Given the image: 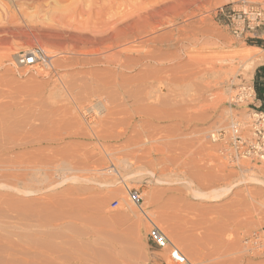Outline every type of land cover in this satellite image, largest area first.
I'll return each instance as SVG.
<instances>
[{"label": "rangeland", "instance_id": "374dc122", "mask_svg": "<svg viewBox=\"0 0 264 264\" xmlns=\"http://www.w3.org/2000/svg\"><path fill=\"white\" fill-rule=\"evenodd\" d=\"M156 1L148 13L171 9L151 18L163 42L148 47L139 42L152 34L111 37L124 0H102L110 24L77 18L78 0H0V264H172L148 242L150 222L192 264H264L242 245L264 227V161L231 164L209 139L235 120L248 134L258 123L264 49L251 42L264 26L231 34L221 11L244 0ZM36 49L50 63L23 66Z\"/></svg>", "mask_w": 264, "mask_h": 264}, {"label": "built area", "instance_id": "2783aa9c", "mask_svg": "<svg viewBox=\"0 0 264 264\" xmlns=\"http://www.w3.org/2000/svg\"><path fill=\"white\" fill-rule=\"evenodd\" d=\"M231 34L236 38L252 36L264 26V7L248 0L240 1L228 11H221ZM51 59L39 49L31 51L21 59L23 66L48 65ZM254 93V89L252 88ZM254 124L250 134L242 122L234 121L228 129H220L209 136L210 141L220 147L219 152L231 164L244 160L264 161V114ZM127 193L135 205L142 203L137 190L127 188ZM151 223L148 242L159 250L166 251L172 264H192L184 253L170 240L166 232ZM242 245L245 252L252 256H264V227L247 234Z\"/></svg>", "mask_w": 264, "mask_h": 264}, {"label": "bare ground", "instance_id": "6f19581e", "mask_svg": "<svg viewBox=\"0 0 264 264\" xmlns=\"http://www.w3.org/2000/svg\"><path fill=\"white\" fill-rule=\"evenodd\" d=\"M29 1V0H28ZM33 2H40V1H42V0H32ZM60 1V0H59ZM65 2H66V0H64ZM104 1V0H103ZM106 1H108V0H106ZM110 1V0H109ZM152 1H156V0H124V3H123V7H124V9L126 10V12H125V10H124V13H120L121 12V9L123 10V7H121L122 5L120 4V9H119V11L120 12H115V13H113V14H115V19L117 20V19H122V21L120 20V22H118L117 23V21L113 24V28H112V26H111V28L113 29V34L115 35H113V36H111V37H115V39L114 40H117V39H120V40H124V41H128V40H130L131 38L130 37H134V38H132V40L133 39H137V38H141L142 36L141 35H144V34H152V36H154V35H156V33H157V31H159L160 29H159V27H157V26H160V25H155V23L153 24V20L155 19V18H157V17H161L162 15H161V13L162 12H164L165 10L167 11V9H169V8H167V6H166V8L164 9L162 6V9H163V11H159L158 9L156 10V9H154L153 8V10H151L152 12H149L148 13V11H149V9H152V6L150 7V6H148V4H150ZM170 1V0H169ZM179 1V0H178ZM182 1V0H181ZM201 0H184V2L182 1L181 3L183 4V5H186V7L189 5V7L190 6H193V5H195V7H197L196 5H197V3L198 2H200ZM203 1V0H202ZM47 2H48V0H47ZM52 2V1H51ZM57 2V1H56ZM65 2H63V4L65 3ZM69 2H71V1H69ZM73 2V1H72ZM112 2V1H111ZM110 2V3H111ZM157 2V1H156ZM155 2V3H156ZM158 2H159V4H160V2L161 1H159L158 0ZM157 2V3H158ZM165 2V1H164ZM168 2V1H167ZM173 2H175V1H173ZM180 2V1H179ZM50 3V2H49ZM105 3H107V5H108V2H105ZM105 3L104 2H102V0H78V2H77V4H76V8L75 7H73L74 9H76V12H77V14H79L78 15V17L77 18H79V16H88V18L90 19V20H93L94 21V19H95V21H97V22H100V20H101V23L100 24H102V23H106V22H104V21H102V20H106V18L107 17H111V14H112V12L108 9V7H106V5H105ZM109 3V4H110ZM153 3V2H152ZM154 3V4H155ZM169 3V2H168ZM176 3V2H175ZM30 4V3H29ZM32 4V3H31ZM43 4V3H42ZM47 6H48V3H45ZM58 4V3H57ZM67 4V3H66ZM70 4V3H69ZM73 4V3H72ZM174 4V3H173ZM176 4H178V2L176 3ZM175 4V5H176ZM181 4V5H182ZM33 5V4H32ZM38 5H39V3H38ZM49 5H52V4H49ZM61 5V4H60ZM65 5V4H64ZM151 5V4H150ZM156 5V4H155ZM163 5V4H162ZM165 5V4H164ZM167 5V4H166ZM171 5V4H170ZM170 5H168V6H170ZM47 6H45V7H47ZM52 6H54V5H52ZM51 6V7H52ZM69 6V5H68ZM73 6V5H72ZM111 6V5H110ZM172 6V5H171ZM178 7H179V4L177 5ZM39 7V6H38ZM44 7V8H45ZM50 7V8H51ZM62 7V6H61ZM70 7V6H69ZM144 7H145V10L147 11V14H145V12H144ZM158 7H159V5H158ZM161 7H160V9H161ZM181 7H183V6H181ZM34 8V7H33ZM43 8V7H42ZM41 8V9H42ZM43 8V9H44ZM55 8V7H54ZM64 8V7H63ZM111 8H114L113 6L111 7ZM142 8V9H141ZM35 9H37V7H35ZM47 9V8H46ZM62 9V8H61ZM74 9H73V11H74ZM118 8H116L115 9V11L117 10ZM171 9V8H170ZM60 10V9H59ZM72 10V9H71ZM174 10V9H173ZM68 11V10H67ZM171 11V10H170ZM178 11V10H177ZM46 12V11H45ZM53 12V11H52ZM61 12V11H60ZM75 12V11H74ZM111 12V13H110ZM62 13V12H61ZM65 13V12H64ZM69 13H70V9H69ZM169 13V12H168ZM51 14V13H50ZM53 14V13H52ZM56 14V13H55ZM58 14V13H57ZM145 14V15H144ZM49 15V14H48ZM60 15V14H59ZM67 15V14H66ZM110 15V16H109ZM57 16V15H56ZM74 16H77V15H74ZM168 16V15H167ZM167 16H164L163 15V17H167ZM177 16V15H176ZM179 16V15H178ZM59 17V16H58ZM65 17V16H64ZM69 17V16H68ZM71 17V16H70ZM152 17H154V19L152 20L151 18ZM175 17V16H174ZM74 18V17H73ZM81 18V17H80ZM85 18V17H84ZM112 18V17H111ZM110 18V19H111ZM173 18V17H172ZM109 19V20H110ZM114 19V18H113ZM114 19V20H115ZM57 20V19H56ZM64 20V19H63ZM67 20V19H66ZM72 20V19H71ZM81 20V19H80ZM87 20V19H86ZM109 20H108V22L106 23V24H108L109 23ZM113 20V21H114ZM152 20V21H151ZM158 20V19H157ZM157 20H155V22L157 21ZM74 21V20H73ZM89 21V20H88ZM94 21V22H95ZM56 22V21H55ZM62 22V21H61ZM65 22V21H64ZM78 22H79V20H78ZM83 22H85V21H82L81 22V24L83 23ZM163 22V21H162ZM164 22H166V21H164ZM75 23H76V21H75ZM159 23V22H158ZM157 22H156V24H158ZM74 24V23H73ZM84 24V23H83ZM86 24V23H85ZM97 24V23H96ZM99 24V25H100ZM110 24V23H109ZM159 24H161V23H159ZM68 25H70V24H68ZM67 25V26H68ZM76 25H78L77 23H76ZM163 25V24H162ZM160 26V27H163V26ZM63 26V25H62ZM66 26V25H65ZM79 26V25H78ZM78 26H76V27H78ZM83 26V25H82ZM88 26V25H87ZM92 26V25H91ZM94 26H95V23H94ZM96 26H98V25H96ZM106 26H109V25H106ZM72 27V26H71ZM73 27H75V26H73ZM80 27V26H79ZM83 27H85V25L83 26ZM99 27V26H98ZM101 27H102V25H101ZM65 28V27H64ZM103 28H104V25H103ZM103 28H100V29H103ZM54 29V28H53ZM68 29V28H67ZM72 29V28H71ZM79 30H80V28H78ZM84 29V28H83ZM105 29V28H104ZM108 29V28H107ZM109 29H110V27H109ZM159 29V30H158ZM55 30V29H54ZM82 30V29H81ZM87 30H88V27H87ZM90 30V29H89ZM92 30V29H91ZM93 30H95L94 29V27H93ZM111 30V29H110ZM70 31V29H68V32ZM72 31V30H71ZM70 31V32H71ZM103 32H100L101 34L103 33L104 34V30H102ZM105 31L107 32V30L105 29ZM64 32V31H63ZM74 32H76V30H74L72 33H74ZM77 32H79V31H77ZM76 32V33H77ZM93 32V31H92ZM112 32V31H111ZM48 33H49V31H48ZM82 33V32H81ZM89 33V32H88ZM91 33V32H90ZM71 34V33H70ZM79 34V33H78ZM93 34V33H92ZM98 34L99 33H97V35L95 34L94 35V37L95 36H97L98 37ZM100 34V35H101ZM102 34V35H103ZM107 34H108V32H107ZM106 34V35H107ZM73 34H71L70 36H72ZM110 35V34H109ZM109 35H108V37H109ZM166 35V34H165ZM52 36V35H51ZM74 36L76 37V34L74 33ZM90 36V35H89ZM105 36V35H104ZM150 36V35H149ZM158 36V35H157ZM162 36V35H161ZM164 36V35H163ZM73 37V36H72ZM71 37V38H72ZM74 37V38H75ZM78 37V36H77ZM76 37V38H77ZM86 37V36H85ZM92 37V36H91ZM103 37V36H102ZM110 37V38H111ZM151 37V36H150ZM61 38V37H60ZM75 38V39H76ZM80 38H82L81 36L79 37V39ZM96 38V37H95ZM94 38V39H95ZM99 38H100V36H99ZM107 37H105V39H106ZM110 38H109V40H108V42L110 41ZM160 38V37H159ZM158 37H152V38H148L149 40H145V41H141V39H140V42H139V44H141V45H144V46H148V47H150V45L152 46V44H157L158 42H163V40L160 38V40H162V41H158V39H159ZM73 39V38H72ZM71 39V40H72ZM135 39V40H136ZM146 39V38H145ZM166 39V38H165ZM164 39V41H166ZM82 40V39H81ZM84 40H86V39H84ZM89 40V39H88ZM88 40H86V41H88ZM100 40V39H99ZM112 40V39H111ZM132 40H130V41H132ZM92 41V40H91ZM96 41H97V39H96ZM95 41V42H96ZM101 41H103V39L101 40ZM117 41H119V40H117ZM127 41L125 42V43H127ZM134 41V40H133ZM137 41V40H136ZM136 41H134V42H136ZM72 42V41H71ZM107 42V43H108ZM129 42V41H128ZM62 43V42H61ZM65 43V42H64ZM88 43V42H87ZM94 43V42H93ZM114 43V42H113ZM118 43H121V42H118ZM123 43V42H122ZM170 43V42H169ZM81 44V43H80ZM83 44H85V43H83ZM104 44V43H103ZM111 45H112V43H111ZM114 45V44H113ZM116 45V44H115ZM102 46V45H101ZM118 46V45H117ZM140 46V45H139ZM162 46V45H161ZM92 47V46H91ZM105 47V46H104ZM113 47V46H112ZM124 47V46H123ZM77 48H79V47H77ZM125 48V47H124ZM123 48V49H124ZM140 48V47H139ZM71 49V48H70ZM96 49V48H95ZM126 49V48H125ZM141 49H143V48H141ZM65 50V49H64ZM44 51V50H43ZM75 51V50H74ZM78 51V50H77ZM106 51V50H105ZM118 51V50H117ZM116 51V52H117ZM136 51V50H135ZM119 52V51H118ZM123 52V51H122ZM130 52V51H129ZM148 52H149V50H148ZM31 52H27L26 54H24V55H21L19 58H20V61H21V59H23V58H26L29 54H30ZM97 53V52H96ZM100 54V53H99ZM112 54V53H111ZM110 54V55H111ZM116 54V53H115ZM147 55V54H146ZM149 55V54H148ZM152 55V54H151ZM113 56V55H112ZM115 56V55H114ZM118 56V55H117ZM120 56V55H119ZM138 56H140V55H138ZM125 57V56H124ZM123 57V59H125ZM141 57H144L143 55L141 56ZM146 57V56H145ZM108 58V57H107ZM112 57H110V59H111ZM119 58V57H118ZM136 58V57H135ZM146 58H148V57H146ZM145 58V59H146ZM149 58H150V56H149ZM67 59V58H66ZM69 59V58H68ZM93 59V58H92ZM109 59V58H108ZM113 60H114V58H112ZM128 59H131V58H128ZM133 59V58H132ZM132 59H131V62H132ZM144 59V58H143ZM151 59V58H150ZM77 60V59H76ZM84 60V59H83ZM98 60H100V59H98ZM107 60V59H106ZM116 60H117V58H116ZM63 61H65V60H63ZM97 61V60H96ZM95 61V62H96ZM108 61H111V60H108ZM124 61V60H123ZM126 61H127V59H126ZM135 61H137L136 59H135ZM150 61V60H149ZM152 61H153V59H152ZM67 62V61H66ZM87 62V61H86ZM138 62H139V60H138ZM141 62V61H140ZM78 63V62H77ZM115 63V62H114ZM133 64H134V62H132ZM158 63V62H157ZM161 63V62H160ZM55 64V63H54ZM53 64V65H54ZM63 64H64V62H63ZM97 64V63H96ZM120 64V63H119ZM113 65V64H112ZM129 65H130V62H129ZM160 65V64H159ZM56 66V65H55ZM71 66V65H70ZM73 66V65H72ZM137 66V65H136ZM149 66V65H148ZM151 66V65H150ZM96 67V66H95ZM123 68H124V66H122ZM121 67V68H122ZM130 67V66H129ZM63 68V67H62ZM131 68V67H130ZM148 68V67H147ZM115 69H116V67H115ZM144 69V68H143ZM81 70V69H80ZM229 70V69H228ZM122 71V70H121ZM124 71V70H123ZM130 71V70H129ZM230 71V70H229ZM41 72V71H40ZM93 72V71H92ZM145 72H146V70H145ZM148 72H149V70H148ZM221 72H223V74H227V73H229V72H226L224 69H221ZM231 73H232V71H230ZM230 73V75H232ZM124 74V73H123ZM119 75V74H118ZM127 75V74H126ZM148 75V74H147ZM98 76V75H97ZM132 76V75H131ZM130 76V77H131ZM143 76H144V74H143ZM99 77V76H98ZM125 77V76H124ZM129 77V78H130ZM148 77V76H147ZM228 77V76H227ZM233 77V76H232ZM93 78V77H92ZM126 78V77H125ZM150 78V77H149ZM152 78V77H151ZM113 79V78H112ZM138 79V78H137ZM140 79H142V78H140ZM119 80V79H118ZM122 80V79H121ZM134 80V79H133ZM140 81V80H139ZM228 81V80H227ZM107 82H109V80H107ZM127 82V81H126ZM67 83V82H66ZM110 83V82H109ZM113 83V82H112ZM222 84V83H221ZM224 84V83H223ZM110 85V84H109ZM122 85V84H121ZM129 85V84H128ZM127 85V86H128ZM120 86V85H119ZM138 86V85H137ZM141 86V85H140ZM148 87V86H147ZM69 88V87H68ZM90 88V87H89ZM140 88V87H139ZM130 89V88H129ZM142 89V88H141ZM125 90V89H124ZM136 90V89H135ZM137 91H138V89H137ZM117 92V91H116ZM128 92V91H127ZM136 92V91H135ZM134 92V93H135ZM141 93V92H140ZM91 94V93H90ZM95 94V93H94ZM119 94V93H118ZM149 94V93H148ZM76 95V94H75ZM124 95V94H123ZM137 95V94H136ZM91 96V95H90ZM126 96H127V94H126ZM129 96V95H128ZM130 96H132V95H130ZM80 98V97H79ZM128 98H130V97H128ZM220 96H219V99L218 100H220ZM88 99V98H87ZM131 99V98H130ZM148 99V98H147ZM76 100V99H75ZM122 100V99H121ZM153 100V99H152ZM81 101V100H80ZM86 101V100H85ZM123 102V101H122ZM153 102V101H152ZM102 103H103V101H102ZM124 103V102H123ZM140 103V102H139ZM141 103H143V102H141ZM147 103V102H146ZM132 104V103H131ZM136 104H138V101H137V103ZM85 106V105H84ZM140 106V105H139ZM144 107V106H143ZM142 107V108H143ZM121 108H123V107H121ZM120 111V110H119ZM128 111V110H127ZM152 111V110H151ZM154 111V110H153ZM118 112V111H117ZM129 112V111H128ZM75 113V112H74ZM136 113H137V111H136ZM142 113V112H141ZM124 114V113H123ZM138 114V113H137ZM30 115V114H29ZM149 115H150V113H149ZM152 115V114H151ZM10 116H12V115H10ZM35 116V115H34ZM117 116V115H116ZM129 116V115H128ZM157 116V115H156ZM161 116V115H160ZM30 117V116H29ZM114 117V116H113ZM132 117V116H131ZM162 117V116H161ZM166 117V116H165ZM26 118V117H25ZM78 118V117H77ZM117 118V117H116ZM130 118V117H129ZM154 118H157V117H154ZM167 118H168V116H167ZM33 119V118H32ZM75 119V118H74ZM3 120V119H2ZM5 120V119H4ZM30 120V119H29ZM117 120V119H116ZM159 120V119H158ZM23 121V120H22ZM21 121V122H22ZM66 121V120H65ZM119 121V120H118ZM6 122V121H5ZM15 122V121H14ZM27 122H28V120H27ZM30 122V121H29ZM60 122V121H59ZM74 122H75V120H74ZM120 122V121H119ZM65 123V122H64ZM11 124V123H10ZM19 124V123H18ZM23 124V123H22ZM21 124V125H22ZM128 124H130V123H128ZM145 124V123H144ZM143 124V125H144ZM67 125H69V124H67ZM154 125V124H153ZM16 126V125H15ZM15 126H13V127H15ZM19 126H20V124H19ZM26 127H27V125H25ZM124 126V125H123ZM3 127H4V125H3ZM2 126H1V128H3ZM102 127V126H101ZM108 127V126H107ZM128 127V126H127ZM126 127V128H127ZM11 128V127H10ZM36 128V127H35ZM125 128V127H124ZM125 128V129H126ZM4 129H6V128H4ZM98 129H99V127H98ZM1 130V129H0ZM3 130V129H2ZM59 130V129H58ZM7 130H5V132H6ZM15 131V130H14ZM98 131V130H97ZM144 131V130H143ZM152 131V130H151ZM0 132H2V131H0ZM79 132V131H78ZM111 132V131H110ZM7 133V132H6ZM60 133V132H59ZM95 133V132H94ZM74 134V133H73ZM77 134V133H76ZM89 134V133H88ZM71 135V134H70ZM96 135V134H95ZM106 135V134H105ZM126 135V134H125ZM153 135V134H152ZM100 136V135H99ZM101 136H102V134H101ZM115 136V135H114ZM145 136H147V135H145ZM59 137V136H58ZM108 137V136H107ZM150 137V136H149ZM14 139H16V138H14ZM58 139V138H57ZM105 139V138H104ZM113 139V138H112ZM52 140V139H51ZM102 140V139H101ZM108 140V139H107ZM48 141V140H47ZM50 141V140H49ZM53 141V140H52ZM97 141V140H96ZM3 142V141H2ZM7 142V141H6ZM10 143H12V142H10ZM14 143V142H13ZM12 143V144H13ZM27 145V144H26ZM93 162V161H92ZM26 163V162H25ZM95 163V162H94ZM144 164V163H143ZM46 209V208H45ZM87 209V208H86ZM45 212H46V210H45ZM48 215V214H47ZM46 215V216H47ZM79 217V216H78ZM77 217V218H78ZM61 219V218H60ZM52 221V220H51ZM82 221V220H81ZM45 222V221H44ZM56 222V221H55ZM49 224V223H48ZM36 233V232H35ZM44 233V232H43ZM59 235V234H58ZM5 236V235H4ZM10 236V235H9ZM13 236V235H12ZM19 236V235H18ZM44 237V236H43ZM4 238V237H3ZM12 238V237H11ZM33 238V237H32ZM39 238V237H38ZM6 239H9V238H6ZM27 239V238H26ZM34 239V238H33ZM40 239H42V238H40ZM47 239V238H46ZM3 240V239H2ZM28 240V239H27ZM52 240V239H51ZM12 241V240H11ZM11 241H9L10 242V244H11ZM1 242V241H0ZM35 242V241H34ZM38 242V241H37ZM1 243H3V242H1ZM15 243H16V241H15ZM14 242H13V244H15ZM40 243H41V241H40ZM10 244H8V245H10ZM22 244V243H21ZM38 244H39V242H38ZM43 244V243H42ZM19 245V244H18ZM26 245H28V244H26ZM41 245V244H40ZM45 245V244H44ZM43 245V246H44ZM5 246V245H4ZM11 246V245H10ZM16 246V245H15ZM20 247H21V245H19ZM38 246V245H37ZM46 246V245H45ZM50 246V245H49ZM48 246V247H49ZM2 247V246H1ZM6 247V246H5ZM47 247V246H46ZM50 247H53L52 245L50 246ZM8 248V247H7ZM22 248V247H21ZM27 248V247H26ZM22 249H24V248H22ZM29 249V248H28ZM38 249V248H37ZM11 250H14V249H11ZM40 250V249H39ZM10 252V251H9ZM16 252V251H15ZM22 252V251H21ZM50 253V252H49ZM19 254V253H18ZM44 255V254H43ZM48 255V254H47ZM45 256V255H44ZM40 257V256H39ZM1 258V257H0ZM5 258V257H4ZM26 258V257H25ZM18 259V258H17ZM28 259V258H27ZM11 259L9 258V260L7 259V264H12V262H9ZM28 260H31V259H28ZM42 260H43V258H42ZM4 261H6V259L4 260ZM17 261V260H16ZM26 260H24V262H25ZM29 262V261H28ZM27 262V263H28ZM5 263V262H4ZM15 264V263H14ZM26 264V263H25ZM28 264H30V263H28Z\"/></svg>", "mask_w": 264, "mask_h": 264}, {"label": "trees", "instance_id": "16d2710c", "mask_svg": "<svg viewBox=\"0 0 264 264\" xmlns=\"http://www.w3.org/2000/svg\"><path fill=\"white\" fill-rule=\"evenodd\" d=\"M254 46L264 49V41L255 40L251 42ZM253 89L255 93L256 102L260 104L256 110L264 114V66L257 69L253 82Z\"/></svg>", "mask_w": 264, "mask_h": 264}, {"label": "crops", "instance_id": "0c3cea01", "mask_svg": "<svg viewBox=\"0 0 264 264\" xmlns=\"http://www.w3.org/2000/svg\"><path fill=\"white\" fill-rule=\"evenodd\" d=\"M260 49V48H259Z\"/></svg>", "mask_w": 264, "mask_h": 264}]
</instances>
